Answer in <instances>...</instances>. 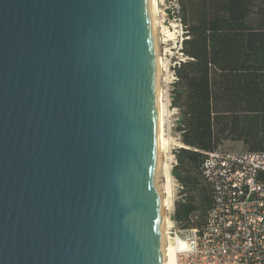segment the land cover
Wrapping results in <instances>:
<instances>
[{
	"label": "water",
	"instance_id": "water-1",
	"mask_svg": "<svg viewBox=\"0 0 264 264\" xmlns=\"http://www.w3.org/2000/svg\"><path fill=\"white\" fill-rule=\"evenodd\" d=\"M150 0H0V264H165Z\"/></svg>",
	"mask_w": 264,
	"mask_h": 264
},
{
	"label": "trees",
	"instance_id": "trees-1",
	"mask_svg": "<svg viewBox=\"0 0 264 264\" xmlns=\"http://www.w3.org/2000/svg\"><path fill=\"white\" fill-rule=\"evenodd\" d=\"M185 32L172 106L179 112L173 177L182 189L173 219L202 229L215 202L207 154L240 143L264 152V0H179Z\"/></svg>",
	"mask_w": 264,
	"mask_h": 264
},
{
	"label": "built area",
	"instance_id": "built-area-1",
	"mask_svg": "<svg viewBox=\"0 0 264 264\" xmlns=\"http://www.w3.org/2000/svg\"><path fill=\"white\" fill-rule=\"evenodd\" d=\"M171 9L175 25L181 31V53L185 32L179 0H174ZM178 62L171 68V81L170 68L163 67L162 93L169 110L178 81L174 72ZM175 166L176 160L170 170ZM203 174L213 187L215 202L202 229L181 230L169 218L168 237L176 248L174 264H264V152L209 153Z\"/></svg>",
	"mask_w": 264,
	"mask_h": 264
},
{
	"label": "rangeland",
	"instance_id": "rangeland-1",
	"mask_svg": "<svg viewBox=\"0 0 264 264\" xmlns=\"http://www.w3.org/2000/svg\"><path fill=\"white\" fill-rule=\"evenodd\" d=\"M174 0H156V6L158 11V20L161 33V62H162V71L161 77L163 78V67L168 66L170 68L169 71V81H171V68L174 62H178L184 57L180 53V40H181V31L179 28L176 27L175 22L173 20V15L171 13L173 7ZM169 31V37H165L166 33ZM166 75V74H165ZM161 78V80H162ZM161 90L163 91L162 81H161ZM161 102H162V130L164 138L168 141L169 145L166 152V162L168 166L171 167V163H173L175 159V151L180 149L182 146L180 142V136L177 133V125L179 122V112L175 109L172 105L170 110L168 109L167 105L164 103L163 100V93L161 95ZM165 104V106H164ZM222 149L225 151H236V152H244L245 149L240 143H232L226 142L222 146ZM172 182H173V207L168 213L165 212L166 221L168 219L173 220L175 204L180 199L179 192H180V184L179 182L173 177L172 169L170 170ZM167 227V226H166ZM168 228H166L167 231ZM167 233V232H166ZM168 237V236H167Z\"/></svg>",
	"mask_w": 264,
	"mask_h": 264
},
{
	"label": "bare ground",
	"instance_id": "bare-ground-1",
	"mask_svg": "<svg viewBox=\"0 0 264 264\" xmlns=\"http://www.w3.org/2000/svg\"><path fill=\"white\" fill-rule=\"evenodd\" d=\"M150 13L153 23V41L156 38V45L154 46V50L159 53L157 57L158 66V77H157V95H158V125H159V132H158V146H159V154H160V163H161V188H162V195H163V208L164 212L168 213L172 210L173 207V182L170 172V167L166 162V152L168 148V141L164 138L163 130H162V102H161V71H162V62H161V33L162 29L160 30L159 20H158V11L156 6V0H150ZM166 36L169 37V31L166 33ZM164 95V93H163ZM164 100V98H163ZM165 103V102H164ZM165 106V104H164ZM171 225L170 220L166 221V216L164 217V242H165V264H174L176 261V248L172 244H170L168 236V230ZM167 226V227H166ZM166 228L167 231H166ZM167 232V233H166Z\"/></svg>",
	"mask_w": 264,
	"mask_h": 264
}]
</instances>
